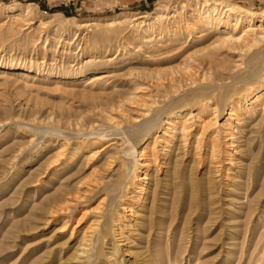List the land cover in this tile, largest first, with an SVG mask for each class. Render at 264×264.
Instances as JSON below:
<instances>
[{
    "label": "rangeland",
    "instance_id": "obj_1",
    "mask_svg": "<svg viewBox=\"0 0 264 264\" xmlns=\"http://www.w3.org/2000/svg\"><path fill=\"white\" fill-rule=\"evenodd\" d=\"M194 1L0 0V264L264 258V65L247 72L264 41L196 30ZM226 1L257 13L264 32V0ZM112 18L121 31L94 24ZM158 116V129L139 131ZM183 122L189 135L172 132ZM71 186L70 209H42ZM71 205L87 213L73 235ZM108 220L103 254L89 258Z\"/></svg>",
    "mask_w": 264,
    "mask_h": 264
},
{
    "label": "bare ground",
    "instance_id": "obj_2",
    "mask_svg": "<svg viewBox=\"0 0 264 264\" xmlns=\"http://www.w3.org/2000/svg\"><path fill=\"white\" fill-rule=\"evenodd\" d=\"M194 2L193 3H194L195 6H193V8H191L192 10H194V13H193L194 15L191 14L192 15V18H191V20H189V23H191V26H194L196 30H198L200 28H203L204 30H206V29H208L210 27H217L219 30L222 29V28H224V31H226L228 33L226 36L222 37V39H221V41L224 44H229V43L235 44V43H241V42H243V43H245V44L248 45V44L252 43L249 46H250V48H253L255 45H258L261 41H264V32L258 37L257 35H259V33L254 28L255 21L257 19H259V16H257V13L247 11L246 14H241V13H239L237 11V10H240L238 8V5L233 4V3H230V2H228L226 0H195ZM236 11L239 14H236ZM159 12H160V10H159ZM159 12H155L154 13V16H153L154 19L156 21H158V22L161 20V14ZM175 12H177V11H175ZM31 13H32V11H31ZM147 14L146 15L145 14H142V15L141 14L132 15L130 17V21H132L133 23L139 21L138 23H135L134 26L136 24H138L140 27L141 26H150L151 23L148 22L147 19H145V18H147ZM175 14L176 13H174L170 18L169 17L168 18L170 20H171L172 17L175 19V17L177 16ZM56 17H54V18H56ZM126 19H124V21ZM261 19H262V17H261ZM55 20H57V22H61V20L58 21V18L55 19ZM174 21H176V19ZM122 22H121V19L112 18L108 22H105V23H102V24H98V22H95L94 24L95 25L96 24L99 25V27L100 26H103V27L105 26L106 27L107 25L113 26V29L112 30L115 33V32H118V30H120V31L122 30L123 27L120 26ZM127 22H128V20H127ZM185 23H187V22H185ZM44 24H46V23H44ZM75 24H77V23H75ZM165 24H166V22H165ZM242 24H246V26H245L246 28L245 29L242 28ZM90 25L91 24H89L88 22H83V23H80L79 25L77 24L76 26L88 28ZM153 25H156V23L155 24H152V26ZM168 25H169V23L166 26H168ZM62 26L65 27V24L62 25ZM80 29H83V28H80ZM108 29H106V30H108ZM141 30H142V28H141ZM186 30H188V29H186ZM252 35H254V37L251 40L248 39L249 36H252ZM144 37H146V36H144ZM254 59L257 60V62L252 67H250L248 69V71H247L248 74L249 75H252V76L258 74L260 72V69H261L262 65H264V48H263V50L257 51L253 55V60ZM257 101H258V99H257ZM257 101H255V102H257ZM165 113L166 112L164 111V114ZM160 120H161L160 119V116L151 118L149 120H146L139 127V131L140 132H143L145 134V133H148V132H150V131H152V130H154L156 128L158 129V127L160 126V123H159ZM179 128H181L184 136H187V135L190 134L189 126H187L185 122H183L180 125V127H178V126L174 127L172 129V132H175V130H178ZM101 131L100 130L99 131H96L93 134H96V135H104L105 137L109 135V134H106L105 132H103V131L101 132ZM164 134H165V132H164ZM58 135H62V134L59 133ZM202 135H203V131L199 132V138L198 139L202 138ZM175 136H176L175 133L174 134H170V136H169L170 137V141L169 142H172ZM124 137H125V135H124ZM128 137L129 136L127 134L126 135V138H128ZM198 142H200V140H198ZM141 152H143V151H141ZM142 155H143V153H142ZM148 165H149V160L148 159L145 160L142 163V166H148ZM129 170H131V169H129ZM131 171H129V172H131ZM125 175H128V173L125 174ZM135 177L138 179V181H144L146 179V176H143V177L142 176H138L137 177V175H136ZM125 183H127V182H125ZM66 191L60 190L59 193H54L53 195H51L50 197H48V199L46 201V204H43L41 206L42 209L43 210H47V209H54V208H58V207H60L62 209L63 208L70 209V207H69L68 204L66 205L67 207H64L63 206V203H71V204L73 203L74 198H73L72 195L75 192V189L71 186V191H70L71 192V199L67 197V195H69L70 192L69 191L66 192ZM110 208H113L112 204L110 205ZM72 210H73V206L71 205V228H72V235H73L76 231H78V226L82 223L83 219L87 216V213L85 211H72ZM65 212H68V211H65ZM108 212L110 213L111 219L112 220H115V216H116L115 215V212L114 211H108ZM129 212H131V214H132L133 211H129ZM96 216H98V215H96ZM33 217H35V215H33ZM126 218H127V216H126ZM66 224H68V222H66ZM110 225H111L110 220H108V222L104 224V227L106 229H103V230L100 231L99 236H98V240H97V243L98 244H97V246L95 248L93 247L94 249H93L92 253L89 254V258L100 257V255L103 254V251H102V248L100 247V244L102 245V243L107 238V235L109 234V227H111ZM125 226H127V225H125ZM91 227L92 226H90V228ZM118 228H119V225L116 224L115 231L119 233V234L117 233L119 236H122V231H120L121 226H120L119 229ZM88 235H89L88 231L85 230L83 232V235H82V244H85V242H88V240H87ZM257 248H258V246H257ZM196 259L199 260L200 259V256L198 255ZM42 260H43V257H39L34 264H38ZM258 264H264V258L261 259Z\"/></svg>",
    "mask_w": 264,
    "mask_h": 264
},
{
    "label": "crops",
    "instance_id": "obj_3",
    "mask_svg": "<svg viewBox=\"0 0 264 264\" xmlns=\"http://www.w3.org/2000/svg\"><path fill=\"white\" fill-rule=\"evenodd\" d=\"M124 1L126 0H112V2L114 3V5H118V4H124Z\"/></svg>",
    "mask_w": 264,
    "mask_h": 264
}]
</instances>
